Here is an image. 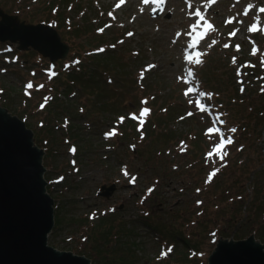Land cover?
Listing matches in <instances>:
<instances>
[{"label": "rangeland", "instance_id": "1", "mask_svg": "<svg viewBox=\"0 0 264 264\" xmlns=\"http://www.w3.org/2000/svg\"><path fill=\"white\" fill-rule=\"evenodd\" d=\"M51 1L0 0V8L8 13H17L23 20L32 21L30 23H52L62 40L69 45L63 61L58 60V66L51 67L49 58L35 50H19L17 43L0 42V105L22 119L26 118L25 122H29L27 127L34 132L35 142L40 147H49L45 150L43 160L46 167L45 177L48 181V192L55 202L54 214L57 206L61 208V221L58 225L54 222L48 243L78 254L85 251L89 255L87 257L91 261L95 260L97 264H206V258L216 238L232 236L233 227L226 219L228 215L236 211L239 217L243 215V223L251 219L248 214H254L251 208L253 205L248 202L252 203L251 199L255 195V201L264 209V194L260 188L257 189L258 193L250 194V181H243V186L239 182L235 184V192H243L242 200L247 199L241 200L246 201L241 211L238 209L239 202L226 201L228 194L223 193L221 186L213 190L194 188L192 182L186 180L182 173L170 172L171 164H184L187 157H177L176 148L169 151L174 156L173 163L164 153L158 154L155 150L164 148L166 144L164 135L159 130L156 132L158 136L154 133V138L160 140L161 145H157L155 140L152 144L149 142L153 131H148L142 141H137L138 135L132 133L133 138L128 142L124 135H120L122 129L118 136V132L115 135L106 134L112 121H120L117 119V112H130L131 108L136 109L139 104L150 101L152 95L155 96L150 103L152 107L166 102L167 109L173 105L169 109L178 111L177 113L184 112L189 105L194 107L191 115L186 112L184 114L185 117H193L192 119L179 120L182 118L180 116L171 121L170 129L179 134H190L191 130L200 131L207 122L204 120L205 113L196 109L193 104L197 93L187 96L183 93L186 85L196 87L193 80H198L200 91L204 92V86L213 92L214 96L210 100L204 97L202 103L211 104L208 113L214 115L215 119L218 111L227 128H242L246 125L250 121L248 110L257 113L261 103L252 101L255 105L253 109L249 107L250 102L243 104L249 100L250 93L245 92L248 98L244 100L242 90L245 86L251 88L246 83L249 74L253 76V72L248 73L240 59L248 57L252 60L249 65L254 61L264 68V30L255 31L256 33L248 30L249 26L257 23L254 20L257 15L260 16L258 28L264 29V13L256 11L257 8L264 7V0H216L208 7L205 16L213 24L215 31H211L209 39L203 42V66L202 63L189 64L184 57L191 52L187 41L190 35L187 36V33L194 32L190 25L198 19L192 13L197 7L204 13L206 0H191L192 7H189L186 0H166L162 15L154 13L157 11V4H148L144 0H124L123 3L121 0H75L74 3L58 7L57 5L63 3L62 0L55 2L52 10L48 4ZM249 3L255 7L245 15ZM70 4L75 5L76 9H72ZM57 7L61 17L62 13L66 15L64 26L59 27L56 24ZM28 15L30 18L25 17ZM228 19L233 20L231 26L225 25ZM85 23L92 29L108 23V29L103 30L107 36L106 43H102L107 50L101 55L109 54L110 57L106 60L107 64L99 65L100 72L93 64L85 65L84 71H95L94 81H87L85 85L82 83L67 94L62 92L64 86L56 88L60 103L55 102V109L65 108L68 113L61 112L56 117H51L48 103H42V107L46 105L44 109L38 108V104L39 101H48L51 97L50 87H53L56 80L52 77L58 70H66L69 64L78 68L75 65L77 60H73L74 55L86 63L88 58L85 53L97 47L86 46L88 42H92V34L86 37L72 35L71 31L75 26L83 27ZM234 29L238 31L233 35L236 39L225 48L227 33ZM198 30L205 31L203 28L195 31ZM128 33L132 35L129 36ZM252 33L254 36L249 37ZM212 41L216 43L212 44ZM235 44L241 47L239 51L233 50ZM233 58L236 63H233ZM151 65L155 67H149ZM188 68L192 69L193 78H187ZM202 72L205 73L204 76L201 75ZM85 75L88 76L87 73ZM143 76L146 77L142 79ZM29 83L32 84L31 88L28 87ZM261 83L264 84L263 81ZM241 85L242 90L238 94L237 88ZM101 86L109 102L108 108L102 114L87 116L94 102V98L87 92ZM4 100L9 102L6 104ZM152 109L154 112V108ZM124 113L120 115H125ZM151 117L154 118V114ZM165 120L167 119H163ZM69 124L71 128H76L78 135L75 140L72 138L68 142ZM115 126L122 128L118 124L114 128ZM257 128L262 137L247 152L242 151L246 155L242 160L249 163H253L260 154L264 160V122ZM43 131L45 138H49L47 144H43ZM246 134L240 132L238 135L243 143L247 142ZM191 139L192 136H187L186 142L190 144ZM129 143H136V148L131 150ZM73 145L79 150L77 155H73ZM234 153L238 154L239 151L234 150ZM160 159L163 161L162 168L157 162ZM72 162L73 166L70 165ZM216 162L219 166L223 164H219L218 160H203V165L196 166L194 175L197 180H203L205 166H214ZM202 166L204 169H201ZM74 167L78 169L77 172ZM220 168L216 167L217 171ZM263 171L262 166L252 174L251 180L257 181ZM62 175L64 179L61 184L66 179L71 184L55 186V181ZM190 179L198 183L191 176ZM221 179L224 181L222 183H226L231 182L232 177L227 174ZM130 180L133 181L132 184H129ZM112 182L115 187L108 196L97 195L102 184ZM149 186L154 188L149 190ZM215 204L218 205L217 208ZM254 210L258 214V210ZM236 233H233L234 237ZM248 234L243 233L242 238ZM255 236L264 243V240L256 234ZM83 237L86 239L82 240ZM190 244H194L195 248L188 247ZM163 247L172 251L162 254ZM120 256L128 257L126 259H130L131 263L118 262Z\"/></svg>", "mask_w": 264, "mask_h": 264}, {"label": "water", "instance_id": "2", "mask_svg": "<svg viewBox=\"0 0 264 264\" xmlns=\"http://www.w3.org/2000/svg\"><path fill=\"white\" fill-rule=\"evenodd\" d=\"M5 41L37 51L52 66L69 51L51 24L26 22L0 8V42ZM44 154L26 122L0 105V264H92L84 254L48 244L55 214ZM114 187L103 184L98 195L108 196ZM206 264H264V243L253 233L220 236Z\"/></svg>", "mask_w": 264, "mask_h": 264}, {"label": "trees", "instance_id": "3", "mask_svg": "<svg viewBox=\"0 0 264 264\" xmlns=\"http://www.w3.org/2000/svg\"><path fill=\"white\" fill-rule=\"evenodd\" d=\"M62 0H52L49 5V9L51 8V10L54 8L55 2L59 3ZM75 0H71L70 2H68V0H63L62 4L57 5L58 7L60 5H66L68 3H74ZM72 5V9H76L75 5ZM58 7L56 8L57 12L55 13L56 16V24H58V26H64L66 25V15L64 13H62V17L60 15V9H58ZM69 8V7H68ZM25 17H29L30 16H25ZM69 18V16H68ZM33 19V18H32ZM50 18L47 19V21H49ZM26 20V19H25ZM29 22H32L30 20H26ZM83 22H86L83 20ZM48 23V22H47ZM52 24V23H51ZM76 24H73V26ZM102 25V24H101ZM99 27V26H98ZM102 27V26H100ZM96 28H91L90 26L86 25L83 27L80 26H75L72 29V35L75 37H79L80 35H84V37H86V35H94L92 42H88L87 43V47L90 48L94 45H97V47L87 51V53H85V55L87 56V62L83 63L80 58L78 56H73V60L74 62L77 60V62L75 63V65H78V68H73L70 64L69 66H67L66 70H58L57 74L55 76L52 77L55 78V82L53 83V87H50V92H51V97L48 99L47 103L49 105L48 107V112L50 114L51 117H56L59 113H68V111L63 108L61 110H56L55 108L57 107L55 102H59V98H58V93L56 92V88L58 86H64L65 89L62 90L63 93L67 94V92L71 93L73 92L75 89L74 87L79 86L80 84L83 83V85L86 84L87 81H94V77H96V74L94 73V70H87L84 71V67L87 64H93L95 65V68L98 69V71H101V64L105 63L107 64L106 60L110 57V55H101V53L105 52L107 49H105L104 44H102L103 42L106 43V35L104 32H97ZM98 29V28H97ZM264 40V39H263ZM85 45V44H83ZM102 47V48H100ZM102 49V51H101ZM97 50V51H96ZM63 60H59V62H62ZM252 61L251 59L247 58H242L240 59V62L245 64L244 69L249 73L253 72V76H251L249 74V80H247L246 85L250 84V89L247 88V86L244 87V89L242 90V85L241 87L237 88V93L240 94L241 90L243 91V99L247 100L248 96L245 94V92H249V100L243 102V104L250 102L249 107L253 109V106H255L253 103H251L252 101H255L256 103H261V107L258 110L257 113H254L256 111L253 110H248V114H249V119L250 121L242 126V128H236L237 131L235 133H232L229 131V129L231 128H227L226 127V133H228V136L232 137L233 143L229 146V150L227 152V155L225 156L224 161H220L219 164H221L223 162L222 165H220V171L218 172L216 170V173L213 176H210V170L212 168H215L213 166H211L210 164H208L206 167V171L203 170L205 172L203 180L202 181H198L197 177H195L194 174H196V166L198 165H203V160H211L210 158H203L204 157V153L207 149H209L215 142L216 140L205 134L204 132V125H202V128L200 131H190V134L184 133V134H179L175 131H173L171 128V121H173L174 119L179 118L180 116L182 117L179 120H183L186 117L184 116L185 112H187L186 110H193L194 107L192 105H189L187 107V109L184 112H180L177 113L178 111L175 110H170L169 108L172 107L173 105H170L167 109V105L166 102L164 103H158L157 106L150 104L152 99L155 98L154 95H152L153 97L151 98L150 101H147L146 103L143 104H139L138 107L136 109L131 108L130 112H117L116 111H112L114 113L117 114V116H119L120 114H125L122 115L124 117L123 121L120 122V124H118L119 126L121 125L122 128H118V135L122 129V132L120 135H124L126 138V142L130 141L131 138H133V134L132 133H136L138 135V139L137 141H142L144 137H146V133L148 131H153V135L151 137V140L149 141L151 144L153 142V140H155V136L154 133L156 134V136H158V133H156L159 130V133L164 135V139H165V143L164 144V148H157L155 151H157L158 154H165V156L167 157L168 160L172 161L174 160V156L172 154L169 153L170 150H173L174 148L177 149V157H187V161L184 164L181 165H175V167L173 166V164H171V170L170 172L175 173V174H183V177L186 180H189L192 182V184L194 185V188L200 187V188H208V189H215L218 186H221L223 189V193L228 194L226 201H228L229 203H231L232 201H236L239 202L238 204V209H240L242 211V208L245 206V202H242L244 199L242 200V195L243 192L240 193H236L237 190L234 188L236 183H240L242 186L243 181H250L251 185H252V190L250 191V194H254V193H258L257 189L260 188L261 193L264 194V171L263 173L260 175L259 179L257 181H253L251 180V176L254 172H256L257 170H259L262 166L264 168V160L262 159V156L260 154L259 157H256L255 161L253 163H249L246 162L244 160H242V158L246 157L245 154H243L244 151H248L249 149L252 148L253 143L257 142L262 136L259 128H257L259 126V124L264 122V91H262L261 89L264 88V84L261 83V81L264 82V68L261 67V65L259 63H256L253 61V63L251 62V64L249 65V62ZM58 66V64H57ZM85 73L88 74V76L85 75ZM205 73L202 72V76H204ZM146 76L142 77V79H144ZM235 77V75H234ZM238 79V78H237ZM111 81H109L110 83ZM259 83L261 84V86H259ZM111 85V84H108ZM103 86H101L99 89L97 88H92L90 91H88L87 93L91 94V96L94 98V102H93V106L90 107V111L87 112V116H90L91 114H97V113H104L107 108H108V100L106 99V94L102 91ZM205 90L208 91L209 88L204 87ZM1 90V89H0ZM3 92V90L1 91ZM210 92V91H209ZM213 94V92H210ZM255 96H252V95ZM257 95V96H256ZM214 96V94H213ZM184 101V100H182ZM4 102L7 104L9 101L4 100ZM46 103V105H47ZM184 104L186 103V101L183 102ZM156 104V102H155ZM45 105V106H46ZM175 105V104H174ZM186 106V105H185ZM154 108V112L149 111L147 114L143 115L142 114V109L144 108ZM39 108V106H38ZM44 109V108H43ZM157 110H159V114H157ZM42 111V110H41ZM39 111V112H41ZM83 111V109H82ZM153 111V109H152ZM81 112V111H80ZM162 112V113H160ZM151 114H154V118L151 117ZM163 115V116H162ZM135 117V118H133ZM64 118V117H63ZM151 118V119H150ZM188 119H192L193 117ZM163 119H167L165 121H163ZM24 120H26V118H24ZM150 120V121H149ZM260 120V122H259ZM116 121V119L114 120ZM114 121H112V125L114 123ZM141 121H143V123L141 124ZM43 122V121H42ZM207 122H209V117L207 116ZM259 124L257 125L256 123ZM26 124H29V122H26ZM43 126V125H41ZM67 126V125H66ZM111 126V125H110ZM108 126V127H110ZM240 132L243 133H247L245 136V140H247V142L243 143V141L239 140L238 135ZM68 133H69V137H67V140L69 142V139H74L75 140V136L78 135L76 133V128H71V124H69L68 127ZM130 133V134H129ZM117 135V136H118ZM139 136L142 138H139ZM187 136H192L193 139H191V143L189 144L187 141ZM43 141H45V143L43 144H47V142H49V138H45V131H43ZM153 137V139H152ZM157 145H161V141L160 140H155ZM130 145V149L134 150V148H136V143H129ZM182 145V146H181ZM206 145V146H205ZM152 146V145H151ZM42 147V146H41ZM45 147V150L47 151L49 149L48 146L43 145V148ZM77 149V148H76ZM234 150H238L239 153L235 154ZM79 150L77 149V152ZM154 151V153H155ZM243 151V152H242ZM135 152V151H133ZM248 154V153H247ZM77 155V153H76ZM249 155V154H248ZM159 158V156H157ZM161 157V156H160ZM202 158V160L200 159ZM249 158V156H248ZM158 166L160 168H162V164L163 161L162 159L158 160ZM161 163V164H160ZM179 164V163H178ZM214 164V163H213ZM184 166L186 168H184ZM219 167V166H216ZM189 169L191 171H189ZM201 169H204L203 166ZM194 172H193V171ZM227 174H230L232 177L231 182L228 181L226 183H222L224 182L221 177L222 176H226ZM190 176L195 178V180L198 181L195 182L193 180L190 179ZM63 181V180H62ZM60 181L57 184H54L55 186L57 185H61V186H65V185H70L71 181H69L68 179H66L65 182H63L61 184ZM154 188V186H151ZM236 191V192H235ZM235 193V194H232ZM222 193V194H223ZM218 194H221V192H219ZM215 195V194H213ZM213 195H211L213 197ZM231 197V198H229ZM256 195L253 199H251L253 202L251 203L250 201L248 202L249 205H253L251 208L254 211V214H248L250 215L252 218L248 219L247 221H249V223L247 221H245L244 223L239 219L241 217L238 216V212L233 211L232 214L227 216V221L232 225L233 229L232 231L235 229L237 223H239V227L238 229H236V237L235 238H242V234L244 233H255L259 238H261L262 240H264V209L255 201L256 200ZM242 200V201H241ZM216 208L218 207L217 204H215ZM254 208H256L258 210V214L256 213V211L254 210ZM55 223L56 225H58L61 221L60 218V213H61V208L59 206H57L55 208ZM219 210L221 208H218ZM222 210V209H221ZM231 231V232H232ZM90 238V234L88 236ZM195 246L194 244H190L191 248H195L193 247ZM91 247L94 248L93 244L91 243ZM83 254H85L86 256H89L85 251L82 252ZM128 257L125 256H120V260L118 262L120 263H131L130 259H126ZM93 264H97L95 260H92Z\"/></svg>", "mask_w": 264, "mask_h": 264}, {"label": "snow or ice", "instance_id": "4", "mask_svg": "<svg viewBox=\"0 0 264 264\" xmlns=\"http://www.w3.org/2000/svg\"><path fill=\"white\" fill-rule=\"evenodd\" d=\"M123 2H124V0H121V3H123ZM144 2L148 3V4L155 3V4L159 5V6H161V9H162V7L165 4L166 0H144ZM186 2L189 4V7H192L191 0H186ZM215 2H216V0H206L205 6H204V13H202L200 11L199 7H197L196 10L192 13V15H194L198 19L196 20V22L194 24L190 25L191 29L193 31H195L196 29H199V28H203L205 30L203 33H201V37L200 38H202L203 35L206 34L208 31H215V28H214L213 24L210 23L208 21V19H206V16H205V13L208 11V7L210 5H212V4H214ZM254 7H255V5H253L252 3H249L247 5L246 9H245V15H247L248 12L250 10H252ZM256 11L258 13H264V7H259V8L256 9ZM254 20H256L257 23H253L251 26H249L248 30L249 31H253V32L258 31V30H264V29H259L258 28V23L260 22V16L257 15L256 17H254ZM201 22H203V23H201ZM226 23H231V21L230 20L226 21ZM235 34H236L235 31L230 33V35H235ZM128 35L131 36L132 33H128ZM177 35L179 36L180 34L177 33ZM188 35H192V32H189ZM215 43H216V41H212V44H215ZM211 46L212 45H209V47H211ZM193 47H194V45H193ZM224 47L227 48V47H229V45L225 44ZM239 47H240L239 45H236L237 50H239ZM101 51H102V49H101ZM204 54L205 53L197 52V53H195V57H194L193 55L186 53L184 58L189 64H200V63H202V60L199 59V57H201ZM253 55H255V50L253 51ZM233 63H236L235 58H233ZM262 66H264V60H262ZM149 67H155V66L151 65ZM193 77H194V73H193L192 69L188 68L187 69V78H193ZM187 78H185L186 82H187ZM28 87L31 88L32 84L29 83ZM261 90L264 91V88H262ZM193 92L197 93L198 97H205L208 100H210L212 98V95H213L212 93H205V92L199 91L198 87H191V86L186 89L185 95L187 96V95H189L190 93H193ZM189 102L191 103L192 101H189ZM197 106L199 108V111H201V112H209L210 111V106H208L205 103H200L199 99L197 100ZM149 111L150 110L148 108H144V109H142V114H147ZM133 118H135V117H133ZM123 119H124V117H120L121 121H123ZM142 123H143V121H141V124ZM216 123H221V124L224 123L220 119V115L219 114L216 116V119L213 121L214 125ZM219 131H220V129L215 128V127L208 129L209 133H213V132H217L218 133ZM229 131L232 132V133H235L237 131V129L236 128H231V129H229ZM110 134H113V133H108L106 135H110ZM231 143H233V140H232L231 136L227 137V139H225L224 136L220 137V143L216 146V150H217L218 153H220V158L221 159H223L224 155H227L226 152H221V150L226 145L231 144ZM168 251H171V249H168Z\"/></svg>", "mask_w": 264, "mask_h": 264}]
</instances>
